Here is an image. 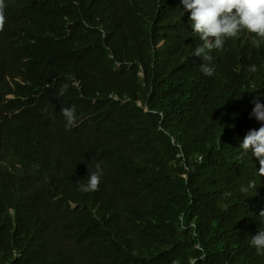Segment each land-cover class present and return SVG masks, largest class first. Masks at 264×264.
I'll return each mask as SVG.
<instances>
[{
  "label": "trees",
  "instance_id": "1",
  "mask_svg": "<svg viewBox=\"0 0 264 264\" xmlns=\"http://www.w3.org/2000/svg\"><path fill=\"white\" fill-rule=\"evenodd\" d=\"M168 1L5 0L0 264H264V175L239 148L262 126L264 43L241 33L204 61Z\"/></svg>",
  "mask_w": 264,
  "mask_h": 264
},
{
  "label": "clouds",
  "instance_id": "2",
  "mask_svg": "<svg viewBox=\"0 0 264 264\" xmlns=\"http://www.w3.org/2000/svg\"><path fill=\"white\" fill-rule=\"evenodd\" d=\"M184 9L190 13L192 32L203 41L202 46L194 49L193 55L210 61L208 55L212 50H222L226 40L238 38L242 32H247L253 39L252 44L260 48L264 43V0H180ZM5 0H0V32L7 24ZM206 76H212L214 69L209 64L200 66ZM249 71H256V66H249ZM67 86H64L63 91ZM261 95L253 97L254 107L249 113L250 118L262 122L257 130H250L240 145L242 155L251 154L259 162L258 175H264V103ZM61 114L66 120L65 127L70 130L77 126L75 108H62ZM96 171L88 177L87 184H81L84 191H96L99 188L102 176L101 164H96ZM255 181H250L246 187H241L242 193L249 190L256 191ZM260 214H264V210ZM251 245L258 255H264V230L251 237ZM203 257H201L202 259Z\"/></svg>",
  "mask_w": 264,
  "mask_h": 264
},
{
  "label": "bare ground",
  "instance_id": "3",
  "mask_svg": "<svg viewBox=\"0 0 264 264\" xmlns=\"http://www.w3.org/2000/svg\"><path fill=\"white\" fill-rule=\"evenodd\" d=\"M162 6H163L162 8L165 9V10L183 11V12H185L186 14H189V15H190V13L184 9V6H183V4L180 2V0H178L177 3H175L174 0H169L168 3H167L166 5H162ZM34 25H35V27H36L38 30H40V28L43 27V25H42V24H39L38 22H37V23H34ZM189 27H190V30H192V29H191V26H189ZM243 33H245V34L249 37V40H248V41L252 42V39H253V38H252L247 32H242V34H243ZM28 36H29V35H28ZM195 38H196V40H197V43H198V44H197V47H198V46H200V43H201L202 41L199 39L198 36H196ZM159 51H162V49L160 48ZM166 52H167V50L165 51V53H166ZM23 53H24V52L21 51L20 54H23ZM160 53H162V52H160ZM26 63H27V60L24 59V60H22V61L18 64V69H19V71H20V70H23V69L26 68ZM10 69H13V67H11ZM19 80H20V78H17V79H16V81H19ZM9 98H14V95H13L12 93H9V94L5 95L4 105H6V103H7V99H9ZM10 111L13 112V113H18L19 109H15V110H13V111L10 110ZM243 133H247V131H243Z\"/></svg>",
  "mask_w": 264,
  "mask_h": 264
}]
</instances>
